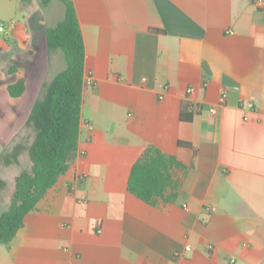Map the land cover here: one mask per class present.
<instances>
[{
    "label": "crops",
    "instance_id": "0c3cea01",
    "mask_svg": "<svg viewBox=\"0 0 264 264\" xmlns=\"http://www.w3.org/2000/svg\"><path fill=\"white\" fill-rule=\"evenodd\" d=\"M255 1L73 0L85 46L78 149L10 246L0 244V264H264V5ZM63 15L58 0L44 9L0 0V24L10 25L0 53L26 54L39 88L64 68L45 40ZM150 144L187 165L172 202L128 190Z\"/></svg>",
    "mask_w": 264,
    "mask_h": 264
},
{
    "label": "trees",
    "instance_id": "16d2710c",
    "mask_svg": "<svg viewBox=\"0 0 264 264\" xmlns=\"http://www.w3.org/2000/svg\"><path fill=\"white\" fill-rule=\"evenodd\" d=\"M30 1L21 0L22 3ZM38 1L44 9L51 0ZM58 1L63 4L64 15L55 25L46 27L45 40L49 54H62L64 68L43 80L30 110L24 115L25 126L32 131L31 140L21 143L15 138L12 148L0 153V163L4 166H18L21 153L30 161L29 168L20 169L14 176V188L0 211V244L7 248L23 226L25 216L67 171L78 149L85 46L73 0ZM14 69L11 66L9 71ZM25 87V79L20 75L7 85V91L12 98H17ZM190 118L191 114L185 117ZM178 144L190 146L181 140ZM186 169L187 165L173 154L147 145L131 167L128 190L151 205L159 200L172 202L178 195ZM174 170L182 171V175H176ZM6 186L7 181L0 176V207Z\"/></svg>",
    "mask_w": 264,
    "mask_h": 264
},
{
    "label": "rangeland",
    "instance_id": "374dc122",
    "mask_svg": "<svg viewBox=\"0 0 264 264\" xmlns=\"http://www.w3.org/2000/svg\"><path fill=\"white\" fill-rule=\"evenodd\" d=\"M6 44L7 42L4 41L0 32V46L5 48ZM11 52L16 55V59H12V61L0 53V153L3 149L9 150L12 148L15 138L21 143H28L31 140L32 131L25 126L24 115L30 110L40 89L36 69L24 61L26 60V54L23 55L21 51L18 52L13 48ZM11 66L15 68L12 72L9 71ZM19 68H24L27 71L26 89L20 97L12 98L7 91V85L17 79ZM19 160L20 164L18 166H4L2 162L0 163V176L7 181L4 190V202L0 209H4L9 200L14 188V176L20 169L29 168L30 166V161L24 153L19 154Z\"/></svg>",
    "mask_w": 264,
    "mask_h": 264
},
{
    "label": "built area",
    "instance_id": "2783aa9c",
    "mask_svg": "<svg viewBox=\"0 0 264 264\" xmlns=\"http://www.w3.org/2000/svg\"><path fill=\"white\" fill-rule=\"evenodd\" d=\"M255 4L258 6V7H261L264 5V0H256L255 1ZM10 28V25L9 24H0V32H5L7 31L8 29ZM190 91V90H189ZM225 97H226V93L225 91L223 90L221 95H220V100L221 102H223L225 100ZM215 110H212L211 112L214 113ZM185 249H189V247H186ZM177 254H179V252H177Z\"/></svg>",
    "mask_w": 264,
    "mask_h": 264
}]
</instances>
